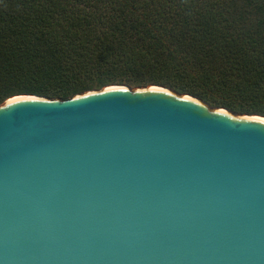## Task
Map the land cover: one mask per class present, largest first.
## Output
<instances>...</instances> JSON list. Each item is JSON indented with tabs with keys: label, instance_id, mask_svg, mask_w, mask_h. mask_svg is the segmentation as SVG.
<instances>
[{
	"label": "water",
	"instance_id": "1",
	"mask_svg": "<svg viewBox=\"0 0 264 264\" xmlns=\"http://www.w3.org/2000/svg\"><path fill=\"white\" fill-rule=\"evenodd\" d=\"M0 264H264V115L161 84L4 99Z\"/></svg>",
	"mask_w": 264,
	"mask_h": 264
},
{
	"label": "trees",
	"instance_id": "2",
	"mask_svg": "<svg viewBox=\"0 0 264 264\" xmlns=\"http://www.w3.org/2000/svg\"><path fill=\"white\" fill-rule=\"evenodd\" d=\"M112 83L264 115V0H0V103Z\"/></svg>",
	"mask_w": 264,
	"mask_h": 264
},
{
	"label": "rangeland",
	"instance_id": "3",
	"mask_svg": "<svg viewBox=\"0 0 264 264\" xmlns=\"http://www.w3.org/2000/svg\"><path fill=\"white\" fill-rule=\"evenodd\" d=\"M106 85H108V84H106ZM105 86V85H104ZM103 86H101L100 88H102ZM131 87H136V86H131ZM94 89H98V88H94ZM86 91V90H85ZM82 92H84V91H82ZM80 93V92H79Z\"/></svg>",
	"mask_w": 264,
	"mask_h": 264
},
{
	"label": "bare ground",
	"instance_id": "4",
	"mask_svg": "<svg viewBox=\"0 0 264 264\" xmlns=\"http://www.w3.org/2000/svg\"><path fill=\"white\" fill-rule=\"evenodd\" d=\"M15 95H16V94H15ZM12 96H13V95H12ZM9 97H11V96H9ZM9 97H7V98H9ZM7 98H6V99H7Z\"/></svg>",
	"mask_w": 264,
	"mask_h": 264
}]
</instances>
